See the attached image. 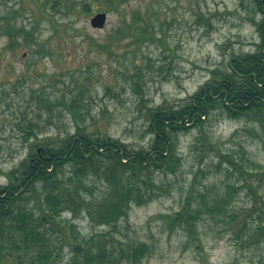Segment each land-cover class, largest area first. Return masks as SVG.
<instances>
[{"label":"rangeland","instance_id":"1","mask_svg":"<svg viewBox=\"0 0 264 264\" xmlns=\"http://www.w3.org/2000/svg\"><path fill=\"white\" fill-rule=\"evenodd\" d=\"M53 2L0 0V186L8 184V174L26 160L31 145H57L75 133L62 101L67 106L77 101L82 118L77 122L88 135L147 150L150 110L181 106L211 71H224L231 55L253 53L259 41L251 0H64L61 9L52 8ZM98 12L106 13V23L92 28L89 21ZM9 27L33 32L35 40L12 33L17 40L10 44ZM36 94L49 97L50 108L36 107ZM258 118L249 113L230 119L218 109L201 127L177 133L180 167L166 176L148 172L161 189L150 202L131 206L114 239L147 243L151 253L144 264H257L264 234L261 242L248 244L236 231L242 218L255 226L259 203L246 196L236 174L227 175L226 164L219 166L208 143L259 165L262 177L251 186L264 198V119ZM28 120L39 125L31 135L23 132ZM230 183L236 221L203 220L194 239L172 223L189 189L213 193ZM60 221L70 235L73 225L78 238L99 233L110 238V229L94 226L83 213H63ZM69 259L64 246L58 264ZM13 260L4 250L0 264Z\"/></svg>","mask_w":264,"mask_h":264},{"label":"trees","instance_id":"2","mask_svg":"<svg viewBox=\"0 0 264 264\" xmlns=\"http://www.w3.org/2000/svg\"><path fill=\"white\" fill-rule=\"evenodd\" d=\"M251 2L254 9L251 21L259 38L255 51L231 55L225 70L211 71L208 81L181 106L150 110L152 140L149 149H130L110 137L88 135L77 122L82 120L77 101H72L70 106L61 102L75 123V133L67 135L57 145H31L26 160L8 174V184L0 186V257L8 250L14 256V264H58L63 248L67 246L69 264H144L151 247L143 241L114 239L115 232L120 229V221L126 220L132 205L150 202L156 196L154 190L161 189L147 177L148 172L157 170L166 176L174 174L180 167L175 135L201 127L203 120L209 119L212 111L218 109L230 119L249 113L264 119V0ZM53 3L52 8L57 9L65 4L64 0ZM83 8L87 12L92 9L89 4ZM256 16H260V21L255 22ZM12 33L18 38L35 40L33 32L23 27L15 30L9 27L10 44L17 40ZM32 100L38 102V108H50L49 97L45 95L36 94ZM34 126L39 127L28 120L23 132L31 135ZM208 150L215 152L219 166L226 164L227 175H237L252 203H259L254 208L258 211L255 226L242 218L236 223V232L248 244L261 242L264 198H258L256 188L251 186L261 174V167L246 157L236 160L232 153L212 148L209 143ZM204 157L203 152L201 162ZM64 168L69 169L66 176ZM251 177L255 179L251 180ZM95 182L101 186L96 187ZM234 192L231 183L213 193L207 192V188L195 193L189 189L185 205L170 219L194 239L197 226L203 220L216 223L230 218L236 221L239 215L231 209ZM31 202L34 207L30 206ZM34 208L39 214H35ZM63 213L85 214L94 226L110 229V238L103 233L78 238L73 234V225L69 226L72 235L68 234L60 221ZM257 264H264V255Z\"/></svg>","mask_w":264,"mask_h":264},{"label":"water","instance_id":"3","mask_svg":"<svg viewBox=\"0 0 264 264\" xmlns=\"http://www.w3.org/2000/svg\"><path fill=\"white\" fill-rule=\"evenodd\" d=\"M106 19V13L98 12L91 17L89 23L92 28H102L106 23Z\"/></svg>","mask_w":264,"mask_h":264}]
</instances>
